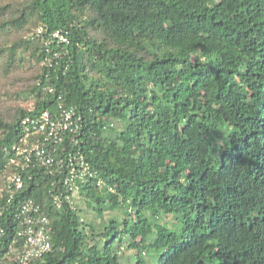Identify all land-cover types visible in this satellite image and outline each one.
<instances>
[{
  "label": "trees",
  "instance_id": "1",
  "mask_svg": "<svg viewBox=\"0 0 264 264\" xmlns=\"http://www.w3.org/2000/svg\"><path fill=\"white\" fill-rule=\"evenodd\" d=\"M59 103L82 126L56 160L84 155L97 219L67 165L10 162ZM27 200L51 238L30 264H264V0H0V264Z\"/></svg>",
  "mask_w": 264,
  "mask_h": 264
},
{
  "label": "built area",
  "instance_id": "2",
  "mask_svg": "<svg viewBox=\"0 0 264 264\" xmlns=\"http://www.w3.org/2000/svg\"><path fill=\"white\" fill-rule=\"evenodd\" d=\"M45 34H48V28L40 26L33 38L38 39ZM49 37L48 45L58 43L68 46L71 42L66 31L53 32ZM58 57L59 53H55L54 58ZM81 122L82 117L63 103H59L55 113L47 110L37 116L26 117L21 122L20 142L12 146L10 162L22 170L37 165L50 169L56 164L62 169L67 165L68 175L65 178V185L70 191H74V196L78 195L75 182L78 178L81 179L90 174L89 163L80 153L75 157L70 153L61 162H57L55 155L58 146L66 139L72 143H78L76 135L81 131ZM37 136H42L43 142L36 141ZM12 182V188L15 190H21L25 185L23 175H16ZM16 220L19 224L18 236L21 244L14 250L13 264H30L32 260L41 258L50 252V222L39 205L33 200L21 203Z\"/></svg>",
  "mask_w": 264,
  "mask_h": 264
},
{
  "label": "rangeland",
  "instance_id": "3",
  "mask_svg": "<svg viewBox=\"0 0 264 264\" xmlns=\"http://www.w3.org/2000/svg\"><path fill=\"white\" fill-rule=\"evenodd\" d=\"M75 196L77 197L76 198L77 200H80V198L77 195H75ZM80 207L85 209V213L89 218L97 219L96 213L92 209L87 208L86 205L84 203H82V200H80ZM110 217H121V216L117 212H114V213H111L107 216V218H110ZM96 225H98V224H96ZM129 257H130L129 254L123 256V264H135L134 260L130 259Z\"/></svg>",
  "mask_w": 264,
  "mask_h": 264
}]
</instances>
